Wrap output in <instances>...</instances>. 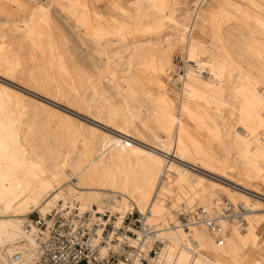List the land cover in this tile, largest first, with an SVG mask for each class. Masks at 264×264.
Instances as JSON below:
<instances>
[{
  "label": "rangeland",
  "instance_id": "rangeland-1",
  "mask_svg": "<svg viewBox=\"0 0 264 264\" xmlns=\"http://www.w3.org/2000/svg\"><path fill=\"white\" fill-rule=\"evenodd\" d=\"M211 66L220 101L186 86L187 70L208 79ZM237 79L249 105L264 108V0H0V216L21 221L2 255L29 245L27 218L70 200L109 208L104 197L116 194L114 210L147 215L159 261L208 264L204 249L192 263L165 244L185 247L186 230L170 226L177 209L225 196L252 210L245 230L217 245L191 228L192 244L228 251L221 264H264V200L249 195L264 196V169L248 162L257 177L242 173L224 146L239 116L227 101ZM182 158L200 174L183 172ZM144 176L140 197L132 184ZM158 189L167 203L152 202Z\"/></svg>",
  "mask_w": 264,
  "mask_h": 264
},
{
  "label": "built area",
  "instance_id": "built-area-1",
  "mask_svg": "<svg viewBox=\"0 0 264 264\" xmlns=\"http://www.w3.org/2000/svg\"><path fill=\"white\" fill-rule=\"evenodd\" d=\"M245 212L243 206L222 200L211 208H181L174 212L173 224L186 231L204 227L221 243L228 231L221 227L220 220L242 230ZM28 220L26 227L35 229L33 264H168L158 260L161 242L138 240V233L146 236L143 216L132 210L120 216L107 209H83L76 202L66 201L47 216ZM21 259L22 254L16 251L9 263L17 264Z\"/></svg>",
  "mask_w": 264,
  "mask_h": 264
},
{
  "label": "bare ground",
  "instance_id": "bare-ground-1",
  "mask_svg": "<svg viewBox=\"0 0 264 264\" xmlns=\"http://www.w3.org/2000/svg\"><path fill=\"white\" fill-rule=\"evenodd\" d=\"M32 21V20H31ZM199 52L198 50V46L195 43H192L191 45V49H190V53H192L191 55L193 56V58L197 55V53ZM203 56V55H202ZM210 57V56H209ZM211 58V57H210ZM197 62V61H195ZM203 64V63H202ZM201 64V65H202ZM195 65V64H194ZM198 65H200V63H198ZM200 67V66H199ZM202 67V66H201ZM198 69V68H197ZM213 66H211L210 68H208V73L209 77H207L208 79H203L201 76V72H199L200 74H196L194 71L192 70H187L185 72V77H186V86L189 87V90H198L197 92H202L205 93V95L208 94L209 99L214 100L215 98L218 99L219 101L223 99L224 97V91H223V86L221 85V79L217 74V71L213 70ZM216 69V68H215ZM219 69V68H218ZM202 71V70H200ZM240 76V75H239ZM238 80V79H237ZM240 81H236V84L231 88L230 90V94H229V98H228V102H230V104L233 107V110H235L238 113V119H237V123L236 126L234 128L233 131V136L231 139L228 140V144H225V149L226 151H234L235 154L237 155V160L233 161L234 164H241L240 167V171L244 174H246V172L249 170L252 173V178H256L257 177V172L255 170L250 169L246 164L249 163H254L255 165H257L258 167H261L264 169V139H263V135H264V108H262L260 106L259 111L254 110L248 103V101L245 99L246 96H248V93L246 90L243 89V87L240 86ZM253 99V98H252ZM219 104V103H218ZM255 106V105H254ZM259 108V107H258ZM255 109H257L255 107ZM221 121V120H220ZM25 141H28L25 138ZM169 151V150H168ZM148 152V151H147ZM161 153V152H159ZM182 153V152H181ZM226 153V152H225ZM149 156H154L157 157L159 159H162V156L155 153V152H151V153H147ZM110 158L117 162L118 161V154L116 153H112V155L110 156ZM177 160V159H176ZM179 163L177 164L179 166V168H181L183 170V172H190V173H195V174H200L199 171H197L193 166L188 165L187 163H185L184 159H178ZM172 165V164H171ZM144 168V167H142ZM167 168V166H166ZM93 170V169H92ZM162 173H166V171H162ZM161 173V174H162ZM146 175V174H145ZM182 177L177 176V177H172L171 181L172 183H175L177 181H179L181 178L185 179L186 176H184V174H181ZM201 175L211 178V176H214L212 174L209 173H205L203 172ZM88 178V176L86 177ZM230 182V181H229ZM232 186H234V188H240L239 183H234V182H230ZM132 188L135 190V192L142 197V194L149 188L148 186V178L145 179L144 176V180L143 181H136L132 184ZM161 189H158V192L155 195L154 201L152 200L153 203H155V201H158L160 203H167L168 202V197L164 196V194H160ZM245 190V189H244ZM204 192V191H203ZM249 195L253 198L259 199V200H264L261 197H264L262 195H258V194H251L249 193ZM261 196V197H259ZM113 199V205L117 206L118 205V201H116L117 198H119V202H122V198L116 194H112V195H106L104 197V199ZM103 199V201H104ZM222 200H226L230 203H232L227 197L225 196H219L217 199L213 200L210 204L206 205V206H193V207H188V208H197V207H204V208H211L213 206H216L220 203V201ZM234 201H236L234 199ZM68 202H73V201H68ZM151 202V203H152ZM150 203V204H151ZM80 207H82L79 203H77ZM234 204V203H232ZM113 205H111V207L109 208H104L103 203L101 204L100 208H97L98 211H104V209L109 210L112 213H117L120 216L130 212L131 210L133 211L134 208H131L130 210H126V212H121L119 210H114ZM234 205H241L243 206L247 212L244 213L243 215V221H244V225L242 230H239L238 227L229 224V221L227 222L226 220H220V225L223 229H226L228 231V234L225 235L223 241L221 243L217 242L215 240V238L213 236H211L207 230L204 227H192V228H198L200 231H202L203 233L209 235L212 240L218 244V245H222L229 237V234L231 232V230L237 229L238 231H244L246 226H247V222H246V217L250 216L252 213V210L244 205V204H234ZM58 204L55 206L57 207ZM89 207H82L83 209H88ZM181 209V208H180ZM179 209H177L176 211H178ZM175 211V212H176ZM50 213V212H49ZM48 213V214H49ZM250 213V215H249ZM46 214V216L48 215ZM140 215L143 216V229L145 231L146 236L144 235L143 232L138 233V240H140L141 242L145 240L146 243H151V241H156L154 240V233L152 232L151 228H146L145 225V218L147 217V215L141 214ZM175 214V213H174ZM170 220V216H166L164 218V221L167 222ZM164 222V223H165ZM26 223H29L28 218L26 220H24V222L22 223V227H24L25 232H27V238L30 239L28 240L29 245L28 244H24V242L18 246H16L12 252L10 250V253H4V256L0 255L1 259H3V262L5 264H10L9 263V258L16 252H20L22 254V259L19 263L17 264H24L25 263V259L27 256L31 255L35 258V254H34V250H32L33 247V232H34V228L33 226H31V229L28 228V225L26 227ZM173 224V223H171ZM176 226L173 224V227ZM177 227V226H176ZM28 228V231L26 230ZM179 230L182 231L181 228L177 227ZM190 230V229H189ZM152 232V235H149L147 233ZM184 233L188 232V231H182ZM170 234V233H169ZM170 238H172V236H170ZM158 241V240H157ZM178 242H180V244L188 246L191 245L193 242V237L192 235L185 234L184 237L183 236H179L177 239ZM145 246V245H144ZM141 246V247H144ZM147 251V249L144 250V252ZM31 252V253H30ZM33 264V261L32 263Z\"/></svg>",
  "mask_w": 264,
  "mask_h": 264
},
{
  "label": "crops",
  "instance_id": "crops-1",
  "mask_svg": "<svg viewBox=\"0 0 264 264\" xmlns=\"http://www.w3.org/2000/svg\"><path fill=\"white\" fill-rule=\"evenodd\" d=\"M13 219H14V217H10V216H0V244L3 243L2 238H4L8 242L15 241L14 240L15 236L13 233L14 231H13L12 227L15 226L17 222L20 223L21 221H19V220L16 221ZM188 232H186L185 234H188ZM198 233L205 235V233H203L202 231H198ZM205 237H206V235H205ZM165 246L168 247L169 249L173 250V251H177L178 252L177 258L178 259H186L192 263H193V261H196L198 259H196V257L191 255V254L193 253V254L199 256L200 255L199 252L201 251V249H204L206 252H208V264H221L218 262L219 257L229 255L228 251H223L221 247H214V245H212V243L209 240L207 243H201V242L197 241L194 244L189 245L188 247L185 246L184 248H181L178 245H170V244H165ZM231 246L233 248L232 244L228 245L229 248H231ZM7 252L10 253L9 250H7ZM1 254H2V246H0V255ZM190 256H192V257H190Z\"/></svg>",
  "mask_w": 264,
  "mask_h": 264
}]
</instances>
